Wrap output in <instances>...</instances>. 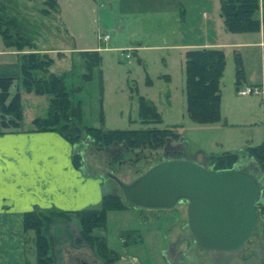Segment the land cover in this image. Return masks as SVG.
<instances>
[{
    "label": "rangeland",
    "instance_id": "rangeland-1",
    "mask_svg": "<svg viewBox=\"0 0 264 264\" xmlns=\"http://www.w3.org/2000/svg\"><path fill=\"white\" fill-rule=\"evenodd\" d=\"M45 1L0 0V6H5L8 15L15 18L23 31L21 34L27 32L26 39L36 52L53 60L49 70L63 77L73 101L79 104L81 125L105 130L144 128L138 116V97L143 96L161 116L160 123L151 125L173 129L170 141L156 152L145 150L132 154L119 150V164H113L111 155L91 142H80L85 166L82 172L101 182L104 195L112 193L124 198L109 174L129 184L167 161L169 155L165 152L172 148L179 151L178 160L196 162L208 170H214L208 157L235 153L238 164L233 169L253 175L262 186L255 231L234 252L208 251L198 246L189 229L185 201L171 209L134 208L125 201V209L108 212L104 226L93 231L117 254L112 264H264V170L248 153L249 147L264 144V102L250 96L238 97L235 89L238 53L242 87L263 78L261 49L256 44L260 41V31L243 33L244 36L228 34L219 23V0H213L212 7L189 0L193 3L190 2L186 14L170 10V0L162 1L168 8L165 11L158 10L159 0H132L136 4L129 12L123 11L119 0H58L57 8L50 10L49 16L41 14L42 10H49ZM213 17L217 24L211 20ZM103 35H110V40L102 42ZM214 39L248 45L224 47L221 118L214 123L199 124L186 112L182 46H202ZM13 40L17 42V38ZM95 48L100 61L87 72L81 52ZM3 51L17 50L6 47L0 35V52ZM28 51L24 48L20 53ZM20 55L0 56V68L17 64L19 74ZM92 59L86 60L92 62ZM15 91L12 87L11 95ZM25 94L29 98L24 101V109L30 118H23L19 129L32 127L35 118L31 117H45L49 110L47 97ZM67 225L69 233L76 237V218L72 217ZM33 236V232L24 231L27 258L36 264V260L32 261L35 259ZM61 243L56 247V264H102L95 254L97 250L75 248L67 240Z\"/></svg>",
    "mask_w": 264,
    "mask_h": 264
},
{
    "label": "trees",
    "instance_id": "trees-1",
    "mask_svg": "<svg viewBox=\"0 0 264 264\" xmlns=\"http://www.w3.org/2000/svg\"><path fill=\"white\" fill-rule=\"evenodd\" d=\"M221 16L227 32L235 34L252 33L262 29L264 40V5L260 14L259 0H220ZM45 5L49 10L41 14L50 15V10L58 6L57 0H47ZM8 9V8H7ZM5 6H0V35L6 47L21 51L28 48V53L20 55L19 74L17 78H0V109L1 126L10 131H17L23 120L21 105V90L36 96H45L49 101V110L45 117L35 118L31 130L35 132H57L74 148L72 162L76 169L85 168L79 143L91 142L97 149L111 155V162L119 164L120 151L134 154L136 151L156 152L170 141L173 136L171 128H157L151 124L160 123L161 116L154 104L138 97V116L144 128L130 130H105L103 128L81 125L80 106L72 99L62 76L50 72L52 59L41 56L35 47L27 41V35L20 31L14 17L8 15ZM14 31V34H13ZM14 35V36H13ZM26 35V36H25ZM17 38V42L13 40ZM85 57L84 67L89 72L99 64L97 51L81 52ZM92 59L90 61L86 59ZM236 69V89H239L243 79L241 61L238 57ZM225 55L222 49L196 48L190 49L184 55L186 112L188 117L199 124L214 123L221 118L220 82L225 69ZM264 67V53H263ZM16 86L12 98L7 101L9 90ZM6 116H8L6 118ZM83 134V136H82ZM177 137L176 134H174ZM167 160H178L179 151L170 149L165 152ZM248 153L258 167L264 170V144L249 147ZM209 164L214 170H230L238 164V155L224 153L210 156ZM116 181L113 174H109ZM117 182V181H116ZM104 192V191H103ZM124 198L116 194H106L97 207L83 210L63 212L56 210L28 211L24 213L23 226L25 232H33V246L36 264H56L57 245L63 240L71 241L75 248L87 247L97 253L102 264H112L117 260V254L109 250L100 237L93 234L94 229L104 226L108 212L125 209ZM131 206V205H130ZM263 212V207L261 208ZM75 217L78 232L74 237L68 230V223ZM62 244V243H61Z\"/></svg>",
    "mask_w": 264,
    "mask_h": 264
},
{
    "label": "crops",
    "instance_id": "crops-1",
    "mask_svg": "<svg viewBox=\"0 0 264 264\" xmlns=\"http://www.w3.org/2000/svg\"><path fill=\"white\" fill-rule=\"evenodd\" d=\"M162 1H158L160 3L158 10L165 11L168 8L164 7L166 4L164 5ZM197 1H202L203 5L213 6V0H211V3L208 0ZM170 2V10L175 12L184 11V14H186L190 2L193 3L189 0H170ZM134 3L136 4L132 0H119V5L124 8L123 11L125 12L132 10L131 6ZM259 4V17H261L264 0H259ZM219 14V23L224 26L221 12ZM211 20L217 24L214 17ZM227 33L233 36H244V34ZM259 34L260 41L256 44L261 49L263 59L264 40L262 29H260ZM240 45H248V43L243 44L241 41L240 43L226 44L214 39V41H206L202 46L183 45L182 47L185 49H181L184 50L185 55V52L190 49L215 48L223 50L224 47H237ZM91 50L87 49L84 52ZM94 50L97 51L96 48L92 51ZM109 50L111 49L109 48ZM9 54L19 56L21 53L18 50L0 52V56ZM238 57L240 58L239 53ZM261 65L264 74L263 63ZM17 77V64L0 68V78ZM242 86L240 85L239 89L235 88L237 96L249 97L239 94L244 89ZM248 86H264V75L260 82ZM13 88L16 89V86ZM23 93L21 92L22 118H30L27 117V111L24 109V101L29 98V94ZM13 95L9 90L7 101ZM254 98H260L264 102L263 96ZM2 128L0 125V264H31L33 262L27 258L24 241V213L34 210L66 212L97 207L102 200L103 188L98 179L89 177L75 168L72 162L74 148L57 132H35L31 130V127H23L17 131Z\"/></svg>",
    "mask_w": 264,
    "mask_h": 264
},
{
    "label": "water",
    "instance_id": "water-1",
    "mask_svg": "<svg viewBox=\"0 0 264 264\" xmlns=\"http://www.w3.org/2000/svg\"><path fill=\"white\" fill-rule=\"evenodd\" d=\"M116 181L134 208L171 209L187 202L189 229L203 250L237 251L255 231L262 186L245 171L208 170L196 162L167 160L129 184Z\"/></svg>",
    "mask_w": 264,
    "mask_h": 264
},
{
    "label": "built area",
    "instance_id": "built-area-1",
    "mask_svg": "<svg viewBox=\"0 0 264 264\" xmlns=\"http://www.w3.org/2000/svg\"><path fill=\"white\" fill-rule=\"evenodd\" d=\"M110 39L109 35H103L101 37V41L103 42H108ZM239 94L241 96H254V97H259L263 96L264 97V86H246L244 89H242Z\"/></svg>",
    "mask_w": 264,
    "mask_h": 264
}]
</instances>
